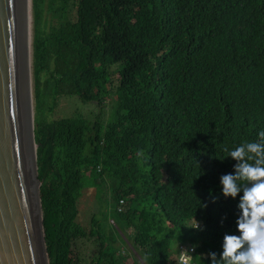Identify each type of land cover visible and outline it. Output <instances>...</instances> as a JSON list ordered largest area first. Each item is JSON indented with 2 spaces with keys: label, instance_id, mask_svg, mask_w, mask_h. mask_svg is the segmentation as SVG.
Here are the masks:
<instances>
[{
  "label": "trees",
  "instance_id": "1",
  "mask_svg": "<svg viewBox=\"0 0 264 264\" xmlns=\"http://www.w3.org/2000/svg\"><path fill=\"white\" fill-rule=\"evenodd\" d=\"M32 2L50 264H125V247L142 264H178L191 245L208 264L236 232L240 194L220 193L235 163L226 150L264 129V0ZM67 99L87 114L57 118ZM91 183L109 184L114 211L86 225L78 203Z\"/></svg>",
  "mask_w": 264,
  "mask_h": 264
},
{
  "label": "water",
  "instance_id": "2",
  "mask_svg": "<svg viewBox=\"0 0 264 264\" xmlns=\"http://www.w3.org/2000/svg\"><path fill=\"white\" fill-rule=\"evenodd\" d=\"M32 5L0 0V264H50L34 133Z\"/></svg>",
  "mask_w": 264,
  "mask_h": 264
},
{
  "label": "clouds",
  "instance_id": "3",
  "mask_svg": "<svg viewBox=\"0 0 264 264\" xmlns=\"http://www.w3.org/2000/svg\"><path fill=\"white\" fill-rule=\"evenodd\" d=\"M226 151L225 157L235 163L232 172L220 176V193L233 199L240 194L236 232L225 233L219 256L207 253L208 264H264V129L258 131L257 139ZM209 195L215 203L216 197ZM192 228L200 225L195 221ZM197 263L202 264L193 257L192 264Z\"/></svg>",
  "mask_w": 264,
  "mask_h": 264
},
{
  "label": "rangeland",
  "instance_id": "4",
  "mask_svg": "<svg viewBox=\"0 0 264 264\" xmlns=\"http://www.w3.org/2000/svg\"><path fill=\"white\" fill-rule=\"evenodd\" d=\"M32 28H33V23L31 24V31ZM115 79H117V76H115ZM33 103H34V99H33ZM105 105L106 107L105 108L103 107V111L101 112L100 116L104 119H108L110 117V112L113 111L116 106L115 103L111 101H105ZM85 111L86 110L80 105H78L75 101L68 100L60 105V108L58 109L57 118H62L65 116L69 118V117H73L74 114L86 115L87 112ZM107 199L110 200L109 184L108 185L103 184L102 187H93V184L91 183L88 186V188L83 190L82 196L78 203V208L80 212L79 218L81 222L86 225H89L93 219L102 221L104 216H110V214L114 211L113 210L114 206L112 204L109 205L107 203ZM122 203L124 202L121 201L120 204ZM105 220L108 222L110 221L109 217ZM111 222L114 223V221ZM132 232L133 231H131V233ZM80 247L83 251L86 250V245L82 244L80 245ZM93 250H95V248H93ZM180 250L181 252L185 250H193L194 254H196L197 252V248L193 245L189 246L188 248H181ZM122 252L124 255L129 254V257L125 262V264H134V260L139 261V263L142 264V261L140 260L141 259L140 256L132 250V252L134 253L133 254L130 251V248L125 247L123 248ZM194 258L197 261H200V259L198 258V253L194 255ZM177 263L179 264V261H177Z\"/></svg>",
  "mask_w": 264,
  "mask_h": 264
},
{
  "label": "built area",
  "instance_id": "5",
  "mask_svg": "<svg viewBox=\"0 0 264 264\" xmlns=\"http://www.w3.org/2000/svg\"><path fill=\"white\" fill-rule=\"evenodd\" d=\"M193 257H194V251L193 250L182 251L180 256H179V260H178L179 264H192Z\"/></svg>",
  "mask_w": 264,
  "mask_h": 264
}]
</instances>
